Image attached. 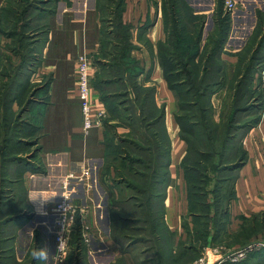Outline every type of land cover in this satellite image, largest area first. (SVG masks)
<instances>
[{"label":"rangeland","instance_id":"374dc122","mask_svg":"<svg viewBox=\"0 0 264 264\" xmlns=\"http://www.w3.org/2000/svg\"><path fill=\"white\" fill-rule=\"evenodd\" d=\"M4 1L6 4L0 7V155L5 158L6 167V169L3 168L5 169L4 172L3 169L1 171L2 176L8 178L9 164L15 160L18 161V159L26 161L35 151L27 147H16L23 153L17 155V152L14 151L15 148H13L15 145V140H13L16 133L15 126L18 123H25L24 120L20 121V118L24 117L29 107L27 103L23 107L18 103L19 107L16 111L12 108V102L17 95L24 98L21 95L25 91L19 93L18 87L25 81L24 68L29 63L33 65L27 70L29 89L25 97L27 96L29 103L36 100L50 101L48 88L51 78L49 75L42 76L39 72L33 75L40 64L43 42L46 41L42 20L40 21L44 2L36 1L35 6L38 9L31 12L35 17L30 20L34 23L23 29L21 23L19 24L17 21V15L12 11L13 7H17L16 2L19 0ZM99 1L103 19V23H101V45L92 60L96 70L95 80L100 71V78L107 79L111 83L105 84L101 93L96 89L101 95L100 98L108 113V117L102 126L108 144L106 162L103 163L100 171L101 182L105 188L104 194H102L104 201L97 200L100 195L94 198L93 190L95 187L91 189L89 196H84L83 191L81 192L82 188L78 189L77 181L80 176L76 173L79 178L75 179V187L77 193L78 190L80 192L75 194V191L73 195L76 200L86 206L85 209L90 210L87 220H91L93 226L90 230L91 239L89 242H85L82 236V223L81 221L77 223L72 236L67 264H95V262L108 264L107 260L111 262L112 259L115 260L112 264H125V261L128 264H155L162 248L167 249L166 256H168V250L171 248L173 256L178 257L181 253L183 257V247L178 243V240L169 236L166 230L156 226V223L160 225L162 222L161 215L165 209L162 201L157 198L151 204L149 203L150 206L145 209L141 206V202L146 201L148 194L140 193L130 186V184H137L139 187L145 186L147 192L151 193L159 191L162 194L166 191V186H157L154 182L157 178L154 176V170L160 161L164 163L167 160L170 161L169 155L162 158L157 153L164 148V144L166 151H168L164 125L167 127L168 110L169 117L172 116L171 107L168 101H164V98L159 95L158 84L147 83L150 80L147 74L139 77L134 76L143 68L150 67L152 64L151 57L158 53L153 51L151 43L142 31L131 27L130 43L129 38L126 37V28L119 23L110 22L111 11L109 8L112 6V11L113 9L116 10L113 15L115 18L121 0L113 3L109 0ZM234 1L236 7L233 10L227 8L226 0H215L211 10L198 12L199 14L194 12L186 0L175 1L174 7L169 1L172 15L168 22L171 27L174 23L181 25L182 35L180 39L182 41L176 40V36L170 38L168 32L165 41H168L169 37L170 42L165 44L166 48L178 53V57H182V63H185L187 61L185 54L188 48L183 40H188L190 43L197 38V35L203 34L198 62L195 61L193 64L188 62L185 65L187 71L195 73V75L193 74L196 79L195 87L191 93L192 104L189 109H180L176 97V109L173 114L174 116L175 114H187L194 117L199 131L197 137H201L198 140L199 147L203 151L213 150V157L210 160L202 162L201 166L197 167V172H190L189 177L186 173L184 177L185 188L189 200H191L190 211L184 219L185 223L191 224L185 240V244L188 246L199 247L201 243L206 244L208 242L206 247L222 246L224 249H226L225 247H234L230 240L223 241L216 233L221 229L220 221L224 226L229 219L224 215L225 212L223 214L222 212L230 202L231 186L234 179L232 168L240 153L239 142L243 135L255 126V122L262 118L264 0ZM173 8L177 9L178 19H176L175 13L173 15ZM209 15H212V20L210 18L208 28L204 29ZM192 18L198 19L197 23H192ZM224 31L226 32L224 44L221 50L212 55V43L208 48L205 47L207 38L212 32L215 40L219 33L222 34ZM191 49L188 51L190 52ZM98 59L101 60L102 65ZM110 63L119 64L120 67L117 66L116 69L111 70ZM203 63H210V71L204 77L205 67H203ZM202 77L206 82L198 83ZM207 84H211L209 90H206ZM152 88H156L155 94L154 92L148 94V90ZM53 108L51 107L50 110H54ZM163 112L161 124L156 123L155 118ZM202 134H205L208 139L206 142L212 140L211 147L203 144L201 139L204 137ZM225 138H228L226 155L223 154L222 148ZM158 139L161 141V146L157 147ZM171 146L172 142L170 148ZM137 161H141V163L139 164ZM176 161L179 160L176 159ZM30 163L35 165L32 160ZM188 179H191V183ZM1 184L3 186V183ZM5 184L6 182H4ZM181 190L184 192V188H178L179 195H181ZM100 193H102L101 188ZM105 198L108 199L107 203L113 208H111L114 213L113 233L118 238L116 239L118 244L112 242L111 250L108 251L99 246H104L112 239L110 236L103 239L96 236L98 225L94 219L95 209L99 204L106 203ZM155 221L156 223H154ZM51 227L54 231L53 224ZM199 228L203 231L198 234L196 229ZM36 230L37 228H34L31 243L27 239L29 250L36 247L37 244L42 246L41 237L35 232ZM198 237L202 238V241ZM78 240H80V248H78ZM100 241L102 243H99ZM248 243L251 242L249 241L240 247ZM2 245L0 241V247ZM108 252L113 254L110 259L106 256ZM8 254L9 252L0 251V258ZM211 258L213 259L214 256ZM20 264H35V260L29 251L27 257ZM37 264H42V262L37 261ZM258 264H264V260Z\"/></svg>","mask_w":264,"mask_h":264},{"label":"crops","instance_id":"0c3cea01","mask_svg":"<svg viewBox=\"0 0 264 264\" xmlns=\"http://www.w3.org/2000/svg\"><path fill=\"white\" fill-rule=\"evenodd\" d=\"M109 1L113 3L117 0ZM186 1L195 13L207 12L215 4V0ZM40 2H44L40 21L42 20L46 41L43 42L40 64L33 75L39 72L42 76H50L48 88L50 101L36 100L29 103L27 96L25 97L29 89L27 70L33 66L29 63L24 68L25 81L18 86L19 93L25 91L21 95L25 99L17 95L12 102V108L16 111L20 101H23L22 105L29 104L20 121L25 122L21 125L23 133L27 129L32 130L33 136H21L15 133L13 148L27 147L32 151L35 150L30 156L35 165L30 163V159L26 161L14 159L15 161L12 160L14 162L9 164V177L6 178L1 173L3 168L6 169L5 158L0 155V241L3 244L0 251L9 252L8 255L0 258V264L23 262L29 251L27 239L31 243L34 228H37L35 232L41 237L42 246L49 250L47 264L51 263L54 251L51 207L61 197V186L67 173L74 171L80 176L77 181L78 189L82 188L81 192L83 191L84 196H89V192L95 187L94 198L100 195L97 200L104 201L102 194L105 188L101 182L100 171L106 161L105 135L102 126L94 128L88 135L83 132L76 76L79 56L85 54L93 59L101 45L103 19L99 7L100 1L40 0ZM164 3L166 4V0H121L115 18L113 15L116 10L112 11V6L109 8L110 22L127 24L133 29L142 31L151 43L153 51L158 53V43L164 41L167 36ZM5 4L6 1H0V7ZM34 9H38L35 4L30 6L29 15L24 23H34L30 22L32 17H35L31 13ZM210 18L212 20V15L208 16L204 29L208 28ZM151 58L152 64L144 68L142 75L147 74L150 77L148 84H158L159 95L164 101H168L172 111V116L169 117L168 110L166 117L172 148L170 175L164 199V222L179 243L186 240L188 230L191 228V224L184 221L190 211V202L185 188V172L181 165L187 152V143L180 137V128L173 114L176 109V97L162 77L158 54H154ZM95 71L94 69L93 81L96 76ZM95 97L104 106L96 89ZM51 107H54V110H50ZM239 143L245 151L246 160L235 170L233 196L228 204L229 219L217 235L223 241L232 242L234 247H225L227 250L264 237V117L243 135ZM19 151L17 155H22L21 150ZM178 188H184V192L181 190V195L178 193ZM105 200V204H99L95 209L94 219L98 225L96 236L102 239L110 236L112 239L104 246H99L108 251L111 250L112 242L116 244L118 242L113 237V208L107 203L108 199ZM106 256L110 259L113 254L108 252ZM248 258L241 264L262 262L264 249L252 253ZM114 261V259L111 262L107 260L108 264Z\"/></svg>","mask_w":264,"mask_h":264},{"label":"trees","instance_id":"16d2710c","mask_svg":"<svg viewBox=\"0 0 264 264\" xmlns=\"http://www.w3.org/2000/svg\"><path fill=\"white\" fill-rule=\"evenodd\" d=\"M36 1L37 0H19V2H17V4H16L17 7L12 8V11L17 15L18 23L19 22L21 23L23 29H25L27 27V25H29L28 23H24L26 21L25 18L29 15L30 6L32 7L36 3ZM169 1L171 2L172 6L174 7L176 5L175 1H177V0H166V4L164 3L165 29H166L167 33L169 32L170 38H173L176 36V40L182 41L180 39L181 35H182L181 34L182 33L181 32V25H179L178 23H174V25L171 27L169 25V22H168L169 19L171 20V15H172L171 8L169 5ZM172 11H173V15H174V13L176 14L177 9L175 10L173 8ZM175 17H176V19H178L177 14ZM197 20L198 19H196V18H192V23H197ZM119 24L122 25L124 28H126V37L129 38L131 26L127 25V24H123V23H119ZM201 29H200V32H201ZM173 34H174V36H173ZM202 35L203 34L200 33L199 35H197V38L190 43L188 40L187 41L185 39L183 40L185 42V44H186L185 46H187L188 50L190 48H192L190 52L187 50V52L185 54V57L187 58V61H185V63H182V57L181 58L178 57V53H176L172 50H169L168 48L165 47V44H168L170 42L169 37H168V41H165V40L160 41L157 45L158 46V58H159V62H160L161 68H162L163 77L167 81L169 89L172 90L175 97H177V99L179 101L178 107L180 109H189L191 104H192L191 103L192 102L191 101V99H192L191 93L194 91V87H195V80H196L194 77L195 73H191L190 71H187L185 65L188 62H189V64H191V63L193 64V62H195V61L198 62V58L200 55L199 48H200L201 43H202ZM225 38H226V32L225 31L222 32V34L219 33L218 37L215 38V40H214V35L211 32L207 38V42L205 43V47L208 48L210 46V44L212 43L211 54L215 55L219 50H221L222 45L224 44ZM128 40L131 43L130 38ZM98 61L102 65L101 60L98 59ZM109 65H110L111 70L116 69L117 66L120 67L119 64L115 65V63L114 64L110 63ZM203 67H205L204 68L205 70L203 73V77H204V75H208V73L210 71V69H209L210 63H203ZM144 71H145V69L143 68L140 72H137L134 76L139 77L144 73ZM203 77H202V80H200L198 83L206 82L205 80H203L204 79ZM120 80H122V79H120ZM105 84L107 85V84H111V83H109V81L107 79L100 78V71H99L98 75L96 77V80L94 79V81H93V86L95 89H97L101 93V89L104 87ZM210 86H211V84H207L205 86L206 90H209ZM152 89L154 91H151ZM152 89L148 90L149 91L148 94L150 92H154V94H155L156 88L155 89L152 88ZM20 102H21L20 106L23 107L24 106V105H22L23 101H20ZM0 116H1V114H0ZM163 116H164V112L159 114L158 117L155 118V120H156L155 122L158 124L159 123L161 124ZM175 120H176V122L180 128V137L182 138V140H184L187 143V152L182 159L181 165L184 169L185 176H186V173H188V177H189L190 172H192V171L197 172L198 171L197 167L201 166L202 162H204L205 160H210L213 157V150L203 151L199 147L198 140L201 137H197V132H199V131L197 130V127H196L197 125L194 121V117H191L190 115H187V114L186 115L175 114ZM259 121H260V119L257 120L254 125L258 124ZM21 125L22 124L18 123L17 126H15L16 134L18 133L21 136L26 135L28 137H32L33 136V133H31L32 130L29 131L27 129L26 132L24 131V133H23V126H21ZM164 127H165V132H166V137H167V140H165V139L164 140L166 141V143L168 145V151H166V145L164 144L163 145L164 148H162V150L159 151L157 154H160V156L162 158L165 155H167V156L169 155L170 161L167 160V161H165V163L160 161L157 164V166L155 167L154 176H157V178H155L154 182L157 184V186L158 185L166 186L168 179H169V175H170L169 168L171 165V148H172V146L170 148L171 139H170V136L167 132L166 125H164ZM104 135H106V134L104 133ZM202 135L204 137V139H201L203 144L204 145L206 144L205 146L210 145V147H211L212 140L209 142H206V140H208V139L206 138L205 134H202ZM227 140H228V138H225V140L223 141V144H222L223 154L225 153V155L227 154L226 149L228 148V144L226 143ZM225 144H226V146H225ZM105 145H106V153H105V159H106L107 153H108V151H107L108 144L106 142V136H105ZM158 146H161V141H159V139L157 141V147ZM239 146H240V153H239L238 157L236 158V162L234 163L233 168H232V170H234V179H235V170L238 169L239 167H241L246 160L245 151L243 150L241 145H239ZM17 148H19V147H17ZM19 150L20 149H15L14 151L20 152ZM167 156H166V158H167ZM190 156H191V159L189 160ZM137 162H139V164L141 163V161H137ZM154 176H153V178H154ZM234 179H233V182H234ZM188 181L191 183V179H188ZM232 185H233V183H232ZM130 186H132L133 189L137 190L140 193L148 194L146 201H144L143 203L141 202V206H143L145 209L150 206L152 201L157 200V198H158V200H161L162 203L164 204V199L166 197V191H164V193H162L163 194L162 195L161 192H159V191H156L154 193L147 192L148 190L146 189L147 187H145V186L139 187L137 184H135V185L130 184ZM231 189H232V186H231ZM232 196H233V189L231 191L230 200H231ZM189 202H190V207H191V200H189ZM153 205H154V202H153ZM223 213H224V215H226V217H228V214H227L228 213V205H227L226 209L222 212V214ZM164 214H165V209L161 215V221L162 222L160 225H158L156 223V221L154 223H156V226L161 227L163 230H166L169 236L174 237V235L167 228V226L164 222ZM220 224H221L220 228L222 229L223 223L221 221H220ZM162 229H161V232H162ZM216 229H218V228H216ZM189 231H190V229L188 230V232ZM202 231L203 230L201 228L196 229V233H198V234L201 233ZM219 231H218V233H219ZM218 233H216V234L218 235ZM79 235H80V233H79ZM114 235H115V237H114ZM113 237L115 240L118 239L117 235L114 233H113ZM198 238H199V240L202 241V238H200V237H198ZM77 242H78V248H80L79 247L80 246V240H78ZM179 244L183 247L182 248L183 257L181 256V253L178 257L173 256L171 253V248L168 250V253H167V255L169 256L168 257V256H166V253H165V252H167V249L164 250L162 248L161 249L162 252L158 253L159 259H157L155 264H188V263H191L202 254V252L204 251V248L207 246L206 244H208V242L206 244L201 243L199 247H195L192 245L188 246L185 244V241H180ZM182 250H181V252H182ZM174 255H176V254H174ZM125 264H128L127 261H125Z\"/></svg>","mask_w":264,"mask_h":264},{"label":"built area","instance_id":"2783aa9c","mask_svg":"<svg viewBox=\"0 0 264 264\" xmlns=\"http://www.w3.org/2000/svg\"><path fill=\"white\" fill-rule=\"evenodd\" d=\"M229 10L236 7L234 0H226ZM95 69L92 59L85 54L78 58L77 66V87L78 99L82 112V129L85 135L96 127L103 126V122L108 117L105 106H102L95 97V88L93 78ZM264 77V70L262 72ZM263 102L261 105V114L264 117V82ZM78 176L74 171L67 173L63 180L60 199L51 207V214L54 217L53 225V255L50 264H67V259L71 251V241L73 232L79 221L82 223V236L85 242L90 241V230H92L91 220H87L90 210L80 201L76 200L73 193L76 190L75 179ZM261 248H264V237L260 240L248 243L243 247L227 251L222 246H213L205 248L204 252L190 264H241L249 255ZM214 256L212 259L211 257Z\"/></svg>","mask_w":264,"mask_h":264},{"label":"clouds","instance_id":"9594fccd","mask_svg":"<svg viewBox=\"0 0 264 264\" xmlns=\"http://www.w3.org/2000/svg\"><path fill=\"white\" fill-rule=\"evenodd\" d=\"M30 255L35 261H40L42 264H47L49 257V250L45 246L36 245L29 250Z\"/></svg>","mask_w":264,"mask_h":264}]
</instances>
